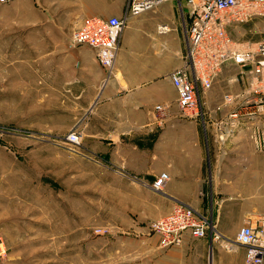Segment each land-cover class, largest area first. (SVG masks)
<instances>
[{
  "label": "crops",
  "instance_id": "0c3cea01",
  "mask_svg": "<svg viewBox=\"0 0 264 264\" xmlns=\"http://www.w3.org/2000/svg\"><path fill=\"white\" fill-rule=\"evenodd\" d=\"M166 2L169 11L164 18L147 10L133 21L134 35L125 26L110 73L98 63L93 49L62 51L60 45L71 41L72 31L88 15L122 16L127 0H96L94 8L91 0H35L13 7L0 4V11L18 13L11 19L19 24V40L25 45L15 58L21 75H30L42 89L46 85L67 92L73 125H100L85 134L104 146L97 149L89 141L87 150L107 161L115 154L117 169L144 182L166 171L169 180L163 193L169 208L186 204L213 225L203 238L183 233L175 247H160L157 235L142 237L138 264H243L245 248L237 243L236 234L242 225L259 226L264 219V153L255 151L243 132L219 142L213 119L204 127L198 118L168 112L165 105L172 101L174 88L169 74L182 65L189 19L184 3L181 12L177 0ZM161 19L181 30L163 38L158 27L167 25L170 31L171 26ZM145 28L154 34H137ZM172 57L180 58L174 67ZM46 68L51 77L44 74ZM158 105L163 111L156 109Z\"/></svg>",
  "mask_w": 264,
  "mask_h": 264
},
{
  "label": "rangeland",
  "instance_id": "374dc122",
  "mask_svg": "<svg viewBox=\"0 0 264 264\" xmlns=\"http://www.w3.org/2000/svg\"><path fill=\"white\" fill-rule=\"evenodd\" d=\"M22 2L35 0L0 4L13 7ZM95 4L96 0H91L92 8ZM152 9H148L152 15L164 18L169 3ZM146 11L128 19L130 34L134 35L133 21ZM16 14L0 11V235L6 247L0 264H138L140 239L159 238L150 229L151 223L171 210L169 199L163 191L143 185L141 178L117 169L115 154L109 157L110 163L87 150L89 141L95 142L97 149L104 146L85 134L100 125H73L67 92L46 85L42 89L30 75H21L15 58L25 45L19 40V24L11 19ZM160 22L171 26L168 32L158 27L163 38L181 30L166 19ZM142 30L137 34H154ZM228 31L240 46L254 49L264 40V19L253 17L229 26ZM155 33L159 35L157 27ZM180 44L179 50L182 35ZM44 46L45 50L50 47ZM60 46L62 51L90 49L72 46L69 39ZM179 62L177 58L173 67ZM44 70L51 77V70ZM239 70L237 65L224 66L210 89L202 92L210 119L228 112L224 94H237L250 86L251 78L246 76L230 81ZM171 100L165 105L168 112L181 115L174 88ZM71 130L80 134V149H70L65 140ZM111 151L115 153L114 148Z\"/></svg>",
  "mask_w": 264,
  "mask_h": 264
},
{
  "label": "built area",
  "instance_id": "2783aa9c",
  "mask_svg": "<svg viewBox=\"0 0 264 264\" xmlns=\"http://www.w3.org/2000/svg\"><path fill=\"white\" fill-rule=\"evenodd\" d=\"M16 1L0 0V3ZM166 1L127 0L122 16L88 15L72 31L70 44L86 45L93 49L98 63L110 73L127 20ZM177 2L181 12L184 3L189 19L185 28L186 54L182 65L169 74L177 92V105L181 113L198 118L205 127L210 116L202 100V92L210 89L224 66L237 65L239 73L231 77L230 81H238L246 76L251 78V83L240 93L223 95V103L230 108L214 120L215 135L219 142L226 143L238 132H243L254 150L264 153V40L258 42L254 49H247L240 46L228 31L229 26L253 17L264 19V0ZM159 29L161 32L169 30L167 25H160ZM156 109L163 111L159 105ZM80 138L76 130H71L65 140L70 149L77 150L81 148ZM168 180L169 174L161 171L150 185L144 181L142 184L163 191ZM210 228L213 230V225L205 216L183 203L174 205L167 214L153 221L150 227L159 235L163 248L179 246L185 232L203 238ZM212 237L218 238V235L212 233ZM236 240L245 248L243 264H264V219L259 226L242 225L237 231ZM5 254L6 247L0 235V257Z\"/></svg>",
  "mask_w": 264,
  "mask_h": 264
}]
</instances>
